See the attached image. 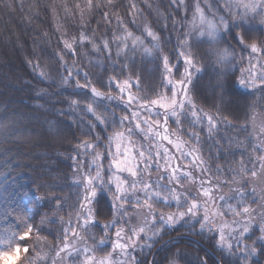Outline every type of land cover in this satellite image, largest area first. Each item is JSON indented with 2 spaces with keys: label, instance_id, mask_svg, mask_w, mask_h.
<instances>
[{
  "label": "rangeland",
  "instance_id": "obj_1",
  "mask_svg": "<svg viewBox=\"0 0 264 264\" xmlns=\"http://www.w3.org/2000/svg\"><path fill=\"white\" fill-rule=\"evenodd\" d=\"M251 2L252 0H182L180 3L171 4L170 0H129L126 13L118 12L122 26L133 36L140 37L143 44L136 43L133 50L132 38L128 37L126 43L129 44V47L123 48L121 45V58L115 56L116 43L111 42L110 47L113 53L111 59L108 58L107 50L97 53L89 45H85L83 48L74 45L76 55L73 57L66 54L64 45H62V49L55 57L35 62L32 65V83L37 90L33 104L53 116L49 122L50 127L47 125L46 132L40 135H50L47 138H50L49 146L51 144L52 146L42 154L39 162L33 163V168L39 171L40 181L34 192L42 213L41 217L36 220L33 219L32 208H23L24 226L8 232L0 239V264H57L58 261L62 264H100V261L109 258L112 261L119 259L116 252L107 243L104 245L100 243L105 241L107 237L115 240L113 231L105 232L99 227H89L86 230L83 225L81 205L84 204L82 199L84 188L79 181L82 172H90L92 169L89 164L90 157L77 154V145L83 140L96 143L95 132H100L102 138L123 132L124 136L120 137L119 140L113 139L109 142L104 139V144L109 146L108 149H105L104 145H100L97 149L104 153L101 163L107 165L111 154L116 153L117 149L124 155L136 156L139 150H143L140 146L143 145L144 148H147L148 143L138 135L128 137L126 127L119 125L107 127L106 131L102 132L101 129L110 122L113 111L116 116L126 114L123 105L118 101L93 97L87 89L77 88L72 80L68 84H64L63 79L67 76V72L62 66L63 63L72 66L73 61H75V67L82 69L83 72H88L92 85L96 86L106 96L109 94L119 96V91L115 86L111 88L101 87L97 83L100 77L107 79L111 76L115 77L117 81L131 77L130 82H133L131 92L133 94L156 99L158 98L156 93L162 90L161 84L164 80L162 75L164 73L163 58H168L169 66L172 69V75L167 78L175 81L183 77V70L186 66L185 58L188 56L194 67H189L191 82L182 87L187 88L188 95L196 104L197 109L202 110L203 113L216 118L228 117L229 109L233 107L228 88L233 85L234 81L239 80L245 70L252 69V75L257 78V87L244 88L236 84L241 91H252L246 95L245 100H235L236 104L240 103L242 106L244 103L250 102L258 93V89L264 85V82L259 78L261 73H264V51L252 53L249 48L238 46L236 41L232 39L231 33L228 32L223 33V39L219 43H213L208 33L211 32L213 25L218 26L220 24L221 19L231 26L232 21L239 19L240 15L245 12L241 5ZM129 4L135 5V7H129ZM109 18L112 19L111 16ZM99 19L100 15L93 27L96 29L97 36L106 35L111 41L113 34L125 35L123 31L117 30L114 19H112V24L106 27L97 23ZM247 22L253 28L252 40L248 43L254 42L258 47L264 49V28L261 27L264 24V14H260L258 10L255 14L249 12ZM149 31L154 33L155 39L148 35ZM84 34L91 35L89 32H84ZM97 43H99L98 40ZM233 48L235 49V58L223 65L219 63L217 52L223 49H228L231 52ZM81 52L84 53L83 56ZM181 53H185V55H181ZM250 60L251 63H249ZM114 62H117L119 66L113 67ZM122 68L123 72H121ZM40 73L44 74L43 78H41ZM76 79H79L81 84L86 83L82 74ZM136 81L139 82V87L134 83ZM220 84L223 87H219ZM163 91L169 97L172 95L166 84ZM180 99L183 97L177 94V100ZM72 100L78 101V106L74 110L70 106ZM88 103L93 105L96 115L109 118L105 121V125L99 124L91 113L82 112ZM61 112L64 114L61 115ZM78 114L83 115L85 121L90 120L97 125L93 134H86V123L74 122L79 120ZM187 119H191L190 113ZM169 124V132L176 129L173 121H170ZM216 125L218 127L217 121ZM141 127L144 125L142 124ZM183 127L184 129L188 128L187 120ZM194 130L199 133L201 154L206 160L209 158V151L206 149L207 141L213 140L206 139L207 122L204 121L203 125H197ZM263 131L264 127L261 126L257 133ZM220 136H222V141L227 138L221 131V127H219ZM170 139H172L171 136ZM184 140H191L187 131L181 132L180 141L181 147L187 148V145L183 144ZM255 141L248 142L250 146L243 158L237 162L239 165L235 168L240 169L242 161L245 167H251L247 163L249 157L258 162L259 158L264 156V150H261L264 149V142ZM229 142L232 141L228 140L225 145ZM32 147L33 145L27 143L26 148L29 151ZM152 147L161 151L163 148H167L169 152L178 155L175 146L170 145L167 141H160L159 144L153 142ZM124 155L119 158L123 159ZM76 161L83 165L79 172L75 167ZM40 163L42 164L39 166ZM175 163L181 164L187 163V161L176 160ZM156 175L153 172L151 179L154 180ZM194 175H198V173L194 172ZM107 178L105 175V179ZM183 184L186 188L194 187L187 180L183 181ZM177 190L180 191L181 189L178 188ZM243 190L249 192L246 188ZM232 192L223 195L228 197L232 195ZM221 194L222 192L218 193L213 182V197L216 207H210L209 214L214 215L217 210L225 213L222 218L225 223L217 224V227H222L227 235L231 227L230 222L233 219L231 213L227 211V205L229 203L234 205L236 202L229 200L225 203L219 200L218 197ZM247 199L254 209L253 197L250 192ZM156 207L164 212L175 211L174 208L163 205ZM129 215L134 216L132 209H129ZM112 219V216L95 214L92 216V220L99 221L101 225L110 223ZM142 219V215L132 218L131 224L141 223ZM216 219L219 221L221 218L217 216ZM256 225L253 221L252 231L245 237V243L252 244L256 237L261 235ZM125 227L127 228V225ZM174 232L201 239L204 243L212 246L219 257L224 260L226 253H221L215 249V244L219 242L218 235L211 232H206L202 236L195 233L189 234L187 229L180 225L175 231L166 230L161 233V238H158V242L151 249V253L165 236ZM83 248H87L88 252L76 256L75 253ZM5 254H7V258H5ZM149 257L150 255L138 256L137 259L144 260L145 264H148ZM260 257L264 260V254H261ZM173 260V257L169 258L165 264H171ZM253 260L252 264H255ZM174 261L175 264H179L178 261ZM224 262L227 264L226 260Z\"/></svg>",
  "mask_w": 264,
  "mask_h": 264
},
{
  "label": "snow or ice",
  "instance_id": "obj_2",
  "mask_svg": "<svg viewBox=\"0 0 264 264\" xmlns=\"http://www.w3.org/2000/svg\"><path fill=\"white\" fill-rule=\"evenodd\" d=\"M182 0H170L171 4H177ZM245 12L240 15L239 19H234L231 26L223 19L220 20L218 26L213 25L211 32L208 33L211 42L219 43L223 39V33H231L232 39L236 41L238 46L246 47L252 53L264 51V49L257 46L256 43H248L252 40L253 28L247 22L249 12L264 14V0H252L251 3L241 5ZM88 7H93L92 0H89ZM95 7L99 10L100 19L97 21L102 26H109L112 24V19L115 20L117 30H121L125 35L113 34L111 41L104 36H97L96 29H88L91 35H86L81 32L78 36L70 37L63 41L66 54L75 57L76 49L74 45L83 48L89 45L91 49L99 53L107 50L108 58H112L111 42L116 43V57H121V45L123 48H128L126 43L128 37L132 38L133 50L136 43L143 44L140 37H135L127 29L123 28L122 21L118 12L114 9L123 7L122 0L120 3L114 0H98ZM129 7L135 5L129 4ZM231 7V5H229ZM108 9V11H105ZM112 17L110 19L109 17ZM264 28V24L261 26ZM238 30V31H236ZM149 36L154 39V33L148 32ZM97 40L99 43H97ZM187 44V41H185ZM158 47V45H157ZM83 56L84 53L81 52ZM185 55V53H181ZM122 58V57H121ZM235 58V49L230 52L228 49L219 50L217 52V60L222 65L230 62ZM61 60L63 58L61 57ZM186 66L183 70V77L180 80L168 79L172 75V69L169 66L167 57L163 58L164 80L161 84V91L156 93L158 98L154 99L150 96H138L131 92L133 82L131 77L122 81H117L115 77H100L97 83L101 87L111 88L115 86L119 91V96L105 95L96 86L92 85L89 80V73L83 72L82 69L73 65L69 66L63 63V68L67 72L63 83L68 84L70 80L75 83V86L80 89H87L91 95L100 99H108L118 101L123 105L126 112L125 115L116 116L112 112L110 122L105 125L108 117H101L96 115L93 105L88 103L83 109V113H91L95 120L105 125L101 131H106L107 127H115L117 125L126 127L128 137L135 135L145 139L148 147L141 149L136 156H128L119 152L111 154L107 165L101 163L104 153L97 149L100 145H104L108 149V145L104 144V139L111 142L113 139L119 140L124 136V133H118L115 136L108 135L101 136L100 132H95L97 127L92 121H85V117L79 115L77 123H86L87 135L94 133L96 143L87 140L81 141L77 145V154L85 157H90V167L92 171L82 172L79 183L84 188L82 199L84 204L81 205L83 212V225L85 229L89 227H99L102 231L111 230L114 232L115 240L107 237L105 241H101V245L107 243L112 248L119 259L112 261L110 258L100 261V264H145L144 260L137 259L138 256L150 255L151 249L161 238V233L166 230L175 231L180 225L187 229L189 234L204 235L206 232L214 233L219 236V242L215 244V249L221 253H226L224 260L227 264H252V260L261 254H264V195H259L255 188L249 190L253 197L252 203H258V207L253 209L248 202L249 192L243 189L247 188L248 181L244 180L246 172H250L252 177L257 175L256 168L264 169V156H261L258 162L254 161L252 157L248 158V165L245 167L244 162H241L240 169H234L230 166V162L224 166L219 164L213 169L209 166L208 161L205 160L201 154V138L199 133L195 131L197 125H203L207 122V135L213 139L214 147L216 149V159L219 160L221 155L225 158L231 155V151L225 152V149L216 140L219 131L216 125V117L203 113L202 110L197 109L196 104L188 95V90L183 85L191 82V73L189 67H194L192 60L186 56ZM251 63V60L249 61ZM113 67L119 66L114 62ZM123 72V68L121 69ZM83 75L86 83L81 84L77 76ZM41 78L44 77L40 73ZM260 80L264 82V73H261ZM257 78L252 75V69L249 68L241 75L238 81L233 82V87L239 84L244 88H256ZM139 87V82H134ZM165 84L168 90L172 93L169 97L165 95L163 88ZM223 87L222 84L218 85ZM264 91V89H262ZM177 94L183 99L177 100ZM246 93H241L245 95ZM125 97H127L125 99ZM70 106L73 110L78 106V101L72 100ZM191 114V119H187ZM64 113L61 112V115ZM187 120L188 128L184 129V123ZM173 121L176 129L169 132L170 124ZM228 127H232L230 122L226 119L224 121ZM144 127H141V125ZM154 129H156L154 131ZM187 131L191 140H184L183 144L187 148L181 147V132ZM170 136L172 139H170ZM230 138H225V143ZM160 141H167L170 145H174L176 153L169 152L167 148L163 150L153 149L152 143ZM83 150V151H81ZM91 150V151H89ZM264 150V149H261ZM124 155L123 159L119 157ZM176 160L187 161V163L177 164ZM75 167L80 171L83 165L76 161ZM227 171L228 177L231 179L221 180ZM155 172L156 178L151 179L152 173ZM194 172L198 175H194ZM107 175V179H105ZM236 176H240L244 181L239 187L235 188L231 196L225 197L221 194L218 199L227 203L229 200H235V204H228L227 211L231 213L233 219L230 222V230L225 234L222 227H217V224H224V212L217 210L214 215L209 214L210 207H216L215 199L213 197V178L216 189H219L224 184H236L238 181ZM190 181L194 187L186 188L183 181ZM181 189L178 191L177 189ZM157 205H163L169 208H174L175 211L164 212L158 209ZM129 209L133 210L134 216L129 215ZM143 210V211H141ZM112 216L110 223L101 225L99 221H93V215ZM143 216L142 222L136 225L131 224V219ZM221 219L218 221L216 217ZM259 216L257 228L261 235L256 237L252 244L245 243V237L251 233L253 228V221ZM79 218V217H78ZM91 221V223H89ZM43 223V221H42ZM127 225V228L125 227ZM30 231V229H28ZM259 248V251H258ZM88 249H79L75 255L79 256L82 253H87ZM7 258V254H5ZM175 264V261H171ZM199 264H208L207 258L200 259ZM215 264H222L221 258H217Z\"/></svg>",
  "mask_w": 264,
  "mask_h": 264
},
{
  "label": "trees",
  "instance_id": "obj_3",
  "mask_svg": "<svg viewBox=\"0 0 264 264\" xmlns=\"http://www.w3.org/2000/svg\"><path fill=\"white\" fill-rule=\"evenodd\" d=\"M128 1L122 0L123 7L114 11L125 14ZM88 2L89 0H0V239L8 232L24 226V207L33 209V219L41 217L42 210L34 192L40 181L39 171L33 168V163L39 162L42 154L52 144L49 146L50 138L47 137L50 135L40 136L47 130L50 114L33 104L37 90L32 83V65L55 57L62 49L65 39L93 29L100 15L95 7L98 0H92L91 8L88 7ZM114 2L120 3L121 0ZM262 89L264 85L250 102L241 106L235 100H245L246 95L252 91H241L237 85L229 86L233 107L229 109L228 117H217L216 121L218 131L221 127V131L232 142L225 145V140L222 141V136L219 135L216 140L224 147L225 152L230 150L231 155L226 158L221 155L217 160L214 141H207L209 158L206 160L208 159V164L213 169L217 164L224 166L229 162L232 168L238 169L235 167L246 154L250 146L248 142H264V131L257 133L259 127H264ZM225 119L232 127L224 123ZM206 139L212 138L207 135ZM27 143L33 145L30 151L26 148ZM256 171L255 177L250 172L245 173L244 180L248 181L246 189L255 188L257 194L264 195V169L258 167ZM224 179H231L227 171L221 177L222 181ZM235 179L238 183L224 184L218 189V193L229 194L244 182L240 176ZM257 207L258 203H254V209ZM258 221L259 216L254 220L255 225ZM172 257L179 264H199V260L204 258H207L208 264H215L219 255L212 246L174 232L154 248L148 264H165ZM57 264L62 263L58 261Z\"/></svg>",
  "mask_w": 264,
  "mask_h": 264
},
{
  "label": "flooded vegetation",
  "instance_id": "obj_4",
  "mask_svg": "<svg viewBox=\"0 0 264 264\" xmlns=\"http://www.w3.org/2000/svg\"><path fill=\"white\" fill-rule=\"evenodd\" d=\"M258 251H259V248H258ZM253 261L255 264H264V260L260 257V255L256 257Z\"/></svg>",
  "mask_w": 264,
  "mask_h": 264
},
{
  "label": "bare ground",
  "instance_id": "obj_5",
  "mask_svg": "<svg viewBox=\"0 0 264 264\" xmlns=\"http://www.w3.org/2000/svg\"><path fill=\"white\" fill-rule=\"evenodd\" d=\"M45 112V111H44ZM46 113H48V112H46ZM51 117H53L51 114H50V120H51ZM50 122V121H49ZM49 122H48V125H49ZM50 127V126H49Z\"/></svg>",
  "mask_w": 264,
  "mask_h": 264
}]
</instances>
